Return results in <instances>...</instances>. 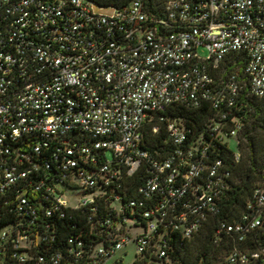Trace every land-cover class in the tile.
I'll return each mask as SVG.
<instances>
[{
  "label": "built area",
  "instance_id": "built-area-1",
  "mask_svg": "<svg viewBox=\"0 0 264 264\" xmlns=\"http://www.w3.org/2000/svg\"><path fill=\"white\" fill-rule=\"evenodd\" d=\"M232 53H243L244 63L218 79ZM244 97L264 99V0H168L156 13L143 0L123 8L0 0V264H71L59 252L38 253L50 245L53 217L68 209L94 214L118 168L131 176L142 163L147 204L130 201L122 216L112 206L105 223L123 231L85 264H126L129 243L136 248L129 264L149 248L161 261L155 264H172L163 250L167 234L189 238L221 207L222 164L207 154L237 136L244 116L234 112ZM204 104L214 116L198 132L158 115ZM153 116L152 131L163 126L168 140L162 158L140 148ZM100 152L111 157L100 163ZM247 209V224L222 223L217 232L242 240L261 227L263 189L253 190ZM248 256L234 250L229 260L264 264V249Z\"/></svg>",
  "mask_w": 264,
  "mask_h": 264
},
{
  "label": "trees",
  "instance_id": "trees-1",
  "mask_svg": "<svg viewBox=\"0 0 264 264\" xmlns=\"http://www.w3.org/2000/svg\"><path fill=\"white\" fill-rule=\"evenodd\" d=\"M89 1L102 8H123L132 0ZM167 1L143 0V3L150 13H156ZM228 58L229 63L222 64L216 75L218 79L233 72L236 70V66L244 63L243 53H232ZM237 105L239 109L234 112V115L244 116V121L235 137L236 151H233L230 145L215 143L210 148L212 153L207 154L208 157H216L222 164L219 174L225 182L227 190L220 203L221 207L215 214L207 216L200 229L189 238H183L177 232L167 234L163 250L171 259L172 264H233L230 263L229 256L234 250L248 256L264 249V221L261 227H255L244 233L242 240L233 231L217 232L222 223L227 225L239 223L242 226L247 224V220H244L243 216H246L248 220L251 218L252 211L247 209V205L253 201V190L255 188L264 190V99L244 97L243 102L239 101ZM158 115L185 120L186 128L193 133L206 128L213 118L214 112L208 104H204L197 110H186L179 107L174 113L166 109L164 113H158ZM156 121L157 117L153 116L149 123L143 125L140 148L147 150L153 158H162L166 155L163 148L168 150V140L163 126L157 132L152 131L151 127ZM99 156L100 163L108 159V156L102 152ZM147 167L148 164L142 163L131 176L126 174L124 167L118 168L119 173L113 179L114 184L101 187L97 211L94 214L85 209H68L65 218L53 217L55 230L51 235L50 245H43L47 250L44 251L41 248L38 253L59 252L71 264H85L92 257L96 246L112 245L122 233L123 228L116 231L105 221L112 218L115 211H118L119 216H122L121 213L128 215L129 210L125 209V205L130 201L137 204L148 202L140 192L148 178ZM113 196L118 199L114 200ZM121 205H123L122 209ZM112 206L115 207V211L111 210ZM121 218L118 219L119 223H121ZM70 237L74 238L76 242L78 240L82 242V246L78 248L75 241L69 243L68 238ZM71 248H74L75 252L77 249L80 251L79 257L76 258L74 254L67 255ZM152 251L153 249L149 248L142 257L135 258L133 264L161 262L151 254Z\"/></svg>",
  "mask_w": 264,
  "mask_h": 264
},
{
  "label": "rangeland",
  "instance_id": "rangeland-1",
  "mask_svg": "<svg viewBox=\"0 0 264 264\" xmlns=\"http://www.w3.org/2000/svg\"><path fill=\"white\" fill-rule=\"evenodd\" d=\"M199 54L200 56H205V51L200 48L199 49ZM236 140L235 138L233 139H230V142H229V145L230 147L232 148L233 151H236ZM107 156L110 158L111 157V154L110 153H107ZM130 237L131 238H134V233H131L130 234ZM123 251L125 252V257H124V262L126 264H129L132 262L135 254H136V248H135V245L133 243H129L124 249Z\"/></svg>",
  "mask_w": 264,
  "mask_h": 264
}]
</instances>
